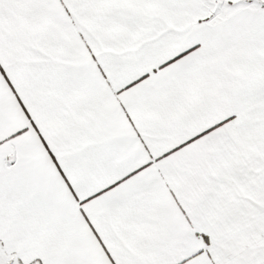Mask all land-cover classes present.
<instances>
[{"label": "snow or ice", "instance_id": "6c2138e0", "mask_svg": "<svg viewBox=\"0 0 264 264\" xmlns=\"http://www.w3.org/2000/svg\"><path fill=\"white\" fill-rule=\"evenodd\" d=\"M0 264H264V0H0Z\"/></svg>", "mask_w": 264, "mask_h": 264}]
</instances>
